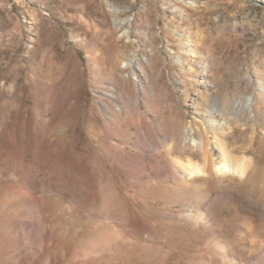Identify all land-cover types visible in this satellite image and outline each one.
<instances>
[{
	"label": "rangeland",
	"instance_id": "obj_1",
	"mask_svg": "<svg viewBox=\"0 0 264 264\" xmlns=\"http://www.w3.org/2000/svg\"><path fill=\"white\" fill-rule=\"evenodd\" d=\"M248 95L255 111L209 136L255 168L221 186L264 207V0H0V264H221L210 244L224 240L248 264L264 216L218 193L211 224L187 223L185 158L162 138Z\"/></svg>",
	"mask_w": 264,
	"mask_h": 264
},
{
	"label": "bare ground",
	"instance_id": "obj_2",
	"mask_svg": "<svg viewBox=\"0 0 264 264\" xmlns=\"http://www.w3.org/2000/svg\"><path fill=\"white\" fill-rule=\"evenodd\" d=\"M123 67L131 69L134 76L133 79L130 80V85L134 89L130 90V92L137 93L138 95L140 94L142 98L145 99L143 81L146 79L143 77V68L134 58L129 59ZM122 80L124 82L126 81L125 78ZM253 98V95H248L245 101L239 100L234 102H230L225 98L219 105H215L212 109L205 111L207 117L204 118L206 119V123L203 127H198L196 124L189 123L182 131H179L177 126L173 125L167 130L166 135L162 137L165 139L166 143L171 146V149L173 148V150L182 154L185 158V164L182 165L180 169H176L178 173L181 172L184 174V179L181 180L182 184H184V188L178 190L176 194L177 200H182L190 205L188 206V210L181 215L187 223L191 222L198 225L211 224V215L206 213L207 210L205 208L213 201L214 196L218 193L226 194L231 200L236 201L238 204L246 205L249 213L252 214L254 219L259 214L264 216V207L251 203L249 195L245 193L242 188L221 186V183L227 179H232L238 183L250 182L253 180L255 168L253 169V167H251L246 157L240 160L235 158L232 150L229 149V146L222 139L224 134H221L222 137L219 135L209 136V133L212 132L214 128L224 132V130H227V128L232 125L231 121H240L243 111L254 112L256 107H254ZM98 104L105 113L116 118V115H112L110 106L105 104L104 101H98ZM121 112V109H118L116 113L121 114ZM207 119H210V121H207ZM157 136L158 135H156L153 130L143 133V137L146 140H151V142L145 143L147 149H160ZM159 136L161 137V135ZM135 161L130 164L131 167L137 166L140 162L139 160L138 163L137 160ZM187 180L207 185L208 190L206 195L202 196L201 200L197 199L200 196L197 189L185 184ZM193 203H195V205H193ZM201 209L205 210L198 214ZM109 240V236L101 237L92 248L95 250L106 246ZM227 243L228 242L224 240L210 244L216 251L217 256H220L218 260L217 258L213 259L214 262L217 260V262L221 264H242L231 256L232 247ZM23 250L26 251V248ZM192 257H195V264H207L203 254ZM188 264H194V262L192 263L191 261ZM248 264H264V248L259 247L252 251L251 256H249Z\"/></svg>",
	"mask_w": 264,
	"mask_h": 264
}]
</instances>
